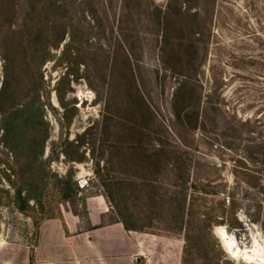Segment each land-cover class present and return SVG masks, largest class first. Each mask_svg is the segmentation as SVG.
<instances>
[{
    "label": "rangeland",
    "instance_id": "374dc122",
    "mask_svg": "<svg viewBox=\"0 0 264 264\" xmlns=\"http://www.w3.org/2000/svg\"><path fill=\"white\" fill-rule=\"evenodd\" d=\"M196 43L236 119L195 135L172 102ZM44 258L264 264V0H0V264Z\"/></svg>",
    "mask_w": 264,
    "mask_h": 264
},
{
    "label": "trees",
    "instance_id": "16d2710c",
    "mask_svg": "<svg viewBox=\"0 0 264 264\" xmlns=\"http://www.w3.org/2000/svg\"><path fill=\"white\" fill-rule=\"evenodd\" d=\"M31 1L40 2L41 0H31ZM1 8L3 9V6H1ZM195 17L198 16L195 15ZM199 24L200 23L198 21L197 25ZM196 40L199 43V41L203 40V35L200 34V37L199 38L197 37ZM197 45H198L197 43L192 44L191 46L187 45V47H190L191 49L186 48L183 52V55L188 56L189 60H187L185 63L182 64L181 75L184 78V80L177 88L176 93L174 94V101L172 102L173 117H175V119H177V121L180 122V124L183 126L182 128L183 130L193 131L195 135L198 134L199 131H201V129L205 131L207 126L206 125L207 121L209 123L215 121L216 119H214L213 116L217 115L218 113H222V112L225 113L228 119L235 118V117H231L226 110H222V108L219 107L218 102L215 103L213 102L212 100L213 99L212 97H214L213 94L217 92L218 89L216 90L214 89V93H211L208 96L205 95L203 84L200 81V77H199V71L200 69L204 68V65L195 62V55L199 50ZM205 50L207 51L206 46H205ZM211 70L212 72L213 71L215 72V67H212ZM221 82H223L222 78H221ZM213 83L214 85H221L220 78L213 76ZM204 97L206 99L208 98V101L207 100L204 101ZM239 124L241 126H245L249 124V122L241 120L239 121ZM232 128H231L232 131H235L236 133L237 128L236 129L234 127ZM228 129L230 130V127H228ZM185 145L187 146V144ZM15 195L17 200L16 209L20 213L26 214L28 212V209H30L31 207L30 202L25 198L24 192L20 188L15 189ZM30 200H35V199L30 195ZM33 221H34V226L38 227L39 229L40 223H38V221H36L34 217H33Z\"/></svg>",
    "mask_w": 264,
    "mask_h": 264
},
{
    "label": "crops",
    "instance_id": "0c3cea01",
    "mask_svg": "<svg viewBox=\"0 0 264 264\" xmlns=\"http://www.w3.org/2000/svg\"><path fill=\"white\" fill-rule=\"evenodd\" d=\"M102 213H105V211H101ZM47 226H48V222H44V223H42V225H41V228L40 229H42V231L43 232H47V233H45V236L44 235H42V238H45L46 237V239H48V237H50L49 235H48V231H47ZM66 226H67V228L69 229L70 227H69V225L68 224H66ZM41 233V232H40ZM44 236V237H43ZM81 238H82V240H83V245H82V250H81V253H82V255H83V253H84V255L88 258V253L89 252H91L92 254H93V256H97V260H98V262H103V260H104V258L102 257L101 259H99V249H98V247H96V246H93L92 245V247H89V243H90V235L87 233H84V234H82L81 235ZM93 239H94V237H93ZM157 239V237H155V236H153L152 237V242L153 243H155V240ZM96 240H102V239H96ZM49 241V240H48ZM113 241H117V238H115V239H113ZM157 242V241H156ZM140 243V242H139ZM141 244V243H140ZM139 244V245H140ZM143 244V243H142ZM113 251H111L110 252V258L112 259V261H113V263H115L116 261H118L120 258H117V256H115V252H114V249H112ZM140 254V253H139ZM138 256H140V255H138ZM108 257V258H109ZM37 264H49L48 263V260H47V258H44V259H38V261H37Z\"/></svg>",
    "mask_w": 264,
    "mask_h": 264
},
{
    "label": "bare ground",
    "instance_id": "6f19581e",
    "mask_svg": "<svg viewBox=\"0 0 264 264\" xmlns=\"http://www.w3.org/2000/svg\"><path fill=\"white\" fill-rule=\"evenodd\" d=\"M217 236L221 239L224 247L229 251V253L232 254V256L235 257H240V256H245V257H249L248 256V252H241V250L238 249V245L235 251H232L231 249V245H234L236 242L231 239L230 237H228V235L225 233V231L223 229H217L216 230ZM235 243H234V242ZM233 252V253H232Z\"/></svg>",
    "mask_w": 264,
    "mask_h": 264
},
{
    "label": "water",
    "instance_id": "95a60500",
    "mask_svg": "<svg viewBox=\"0 0 264 264\" xmlns=\"http://www.w3.org/2000/svg\"><path fill=\"white\" fill-rule=\"evenodd\" d=\"M216 234V233H215ZM231 249L232 251H235L236 250V247H235V244L234 245H231ZM233 253V252H232Z\"/></svg>",
    "mask_w": 264,
    "mask_h": 264
}]
</instances>
